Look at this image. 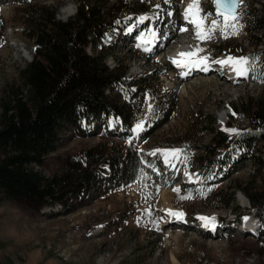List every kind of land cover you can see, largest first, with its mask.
<instances>
[{"label": "rangeland", "instance_id": "rangeland-1", "mask_svg": "<svg viewBox=\"0 0 264 264\" xmlns=\"http://www.w3.org/2000/svg\"><path fill=\"white\" fill-rule=\"evenodd\" d=\"M78 1L35 0L29 5L53 6L57 9L56 19L66 21L75 14ZM127 1L138 10V21L135 25L126 24L119 33L108 37L106 46L112 55L106 59V64L109 68L117 65L124 68L128 82L150 80L162 99H157L159 95L153 92L155 100L136 101L139 109L136 121L141 127L137 130V124L134 125L127 136H122L124 128L119 117L110 118L106 128L100 125L95 132L96 120L83 122L81 127L86 133L69 126L57 149L37 169L46 177L63 173L67 170L68 157L99 144L133 143L149 158L146 161L139 158L140 172L134 182L108 192L92 190L71 199L66 208L32 209L0 195V264H264V236L260 237L261 226L255 211L248 210V202L241 193L233 194L238 184L250 183L253 188L263 186L264 143L256 148L258 163L241 160L237 171L227 178L203 176L197 160L205 156L202 148L211 144L212 133L208 129L223 131L232 137L245 127L233 109H239L249 98L264 99V78L254 71L238 82H230L224 75L216 77L214 74L184 81V92L180 91V85L169 87L167 83L175 82L177 77L166 61L167 54H147L137 48L136 42L143 36L139 28H144L147 21H152L156 29L168 36L170 30L176 29L174 13L181 12L186 0ZM198 2L200 16H207L205 38L193 36L186 30L182 43L189 53L223 57L226 55L219 54V50H230L237 53V58H242L245 57L242 53L247 55L261 48L252 45L254 36L243 23L244 15L253 8L260 15L264 0H241L237 23L242 27L238 35L228 31L226 38L219 28L207 32L213 19L223 20L222 16H217L214 0ZM106 3L107 0H99L100 5ZM108 3L121 5L119 0H108ZM25 7L18 0H0L3 28L0 98L9 87L21 85L19 72L32 60L33 43L26 35L28 30L23 32L21 15L17 12ZM65 7L72 10L66 19L62 17ZM146 12H154V20H147ZM87 52L92 54L93 48H88ZM106 94L112 100L125 99L122 89ZM164 113L171 116L168 122L157 128L150 123L153 116ZM191 127L193 131L188 132ZM201 127L207 130L199 131ZM173 152L177 155L166 162L167 155ZM258 170L259 175L253 180ZM187 175L194 178L186 182L184 176ZM219 193L229 203L215 208L212 197ZM172 208L183 213L181 227L165 225L170 219L165 210ZM253 214L256 226L246 229L244 219ZM201 217L215 218L217 235L210 229L206 232V228H200Z\"/></svg>", "mask_w": 264, "mask_h": 264}, {"label": "trees", "instance_id": "trees-1", "mask_svg": "<svg viewBox=\"0 0 264 264\" xmlns=\"http://www.w3.org/2000/svg\"><path fill=\"white\" fill-rule=\"evenodd\" d=\"M33 1L18 0L27 7L17 11L22 30H28L26 35L33 43L32 60L19 72L21 85L9 87L0 98V195L32 209L55 204L66 208L71 199L92 190L108 192L134 182L140 172L139 158L146 161L149 157L133 143L99 144L68 157L65 172L46 177L37 168L57 149L65 130L71 126L86 133L81 127L83 121L96 120L95 132L100 125L106 128L110 118L119 117L124 128L122 136H127L137 124L136 101L155 100L153 92L159 100L163 96L150 80L128 82L124 68H109L106 64L112 55L106 46L108 37L119 33L128 23L135 25L138 19V10L133 9L131 1L107 5V0L100 5L99 0H80L75 14L66 21L56 19L57 9L53 6L29 5ZM145 14L147 20L156 17L154 12ZM243 26L254 36L252 45L261 48L242 55L257 58L259 66L255 72L264 78V8L260 15L255 8L244 15ZM2 33L0 25V39ZM88 48H93L92 54L87 52ZM218 53L237 57L230 50ZM253 72L250 70L249 74ZM119 89L125 95L123 101L112 100L106 94ZM233 110L245 127L232 137L208 129L212 133L211 144L201 147L205 156L197 158L205 177L227 178L237 171L241 160L248 159L253 164L259 160L255 154L258 144L264 143V99L249 98ZM170 117L168 113L156 114L150 123L157 128ZM191 131L193 127L188 130ZM262 183L261 188H253L250 183L233 188V194L241 193L251 210H255L260 237L264 236ZM212 199L215 208L229 203L222 193Z\"/></svg>", "mask_w": 264, "mask_h": 264}, {"label": "bare ground", "instance_id": "bare-ground-1", "mask_svg": "<svg viewBox=\"0 0 264 264\" xmlns=\"http://www.w3.org/2000/svg\"><path fill=\"white\" fill-rule=\"evenodd\" d=\"M178 1H181V0H178ZM191 3H192V0H186L183 3L185 5H184L183 9L181 10V12L180 13L179 12L174 13L173 19H174V23L176 25V27H175L176 29L170 30V34L168 36H166L160 30V33L163 34L162 35L163 37H161V38H165V39H163L161 41L160 38H159L154 43L152 40H149L148 38L140 37L138 39V41L136 42V43H138L137 48L138 49H141L142 51H144L147 54L159 55V56H161L163 54H167L166 55V61L168 63H169V61L167 60V58L168 59H171L172 57H173V60H172L173 62L174 61H180V62H182V66H180V67H177L175 63H174V66H172L170 64L172 66V68H173V72H174L173 75H175V77H177V78L174 79L175 82H173V83L172 82H168L167 83V85L169 87H173V86L177 87L178 85H180V91L181 92H184V88L182 87V84H184V81H186V80H188V79H190L192 77L194 78L195 76H203V77H206L207 78L209 75H214V74L216 75V77L217 76L224 75L223 73H216L215 72V71L219 70L216 64L213 67L215 71L209 70L205 74L199 72V71H201L200 69L202 67H204L203 64L205 63V61H206V59L208 57H204L203 55L197 54V56H199L201 58L195 60L194 57L185 58V57H182L181 55H179L176 51H174V48H175V46L177 44H179V45L182 46V38H184V34L186 33L185 32L186 30H187V32L188 31H191L194 34L193 36H196V34L193 31H194V28L197 29V26H194L195 24L192 23V20L189 19V17H191V15L186 16V10L190 7ZM198 4H199V2H198ZM71 14H72V10L70 8H68V7H65L63 9V12H62V17L66 19V18L70 17ZM200 14H201V12H200ZM178 27H181L182 28V31H179L178 32ZM153 43H154L153 52L148 51L149 50L148 47L152 46ZM230 58H237V57H230ZM228 59H229L228 56H223L222 61H225V60H228ZM183 63H190V66L185 67V66H183ZM197 65H199V66H197ZM138 66H140V68H141V64L138 65ZM225 78L228 81L231 82V80L228 79L226 76H225ZM236 82H238V81H236ZM172 158H173V156L171 154H168L167 155V158H166V162H167V160L171 161ZM184 179L187 180V181H190V179H192V176L191 175L184 176ZM55 206H60V205H54V207ZM165 212H166L165 214L168 215V217H170V219H167L166 220V223H165L166 227L169 228V227H174V226H177V227H181L182 226L180 219H182L183 213L181 211L172 208V209H166ZM173 213L178 214V215H173ZM248 216L249 215H246V218ZM244 221L246 223H248L247 225L250 228H252L254 226V220H251L250 221V218H247V219H244ZM200 222H203V221L200 219ZM200 225H201L200 228L201 227L202 228L203 227L206 228V232L208 231V229H210V228L204 226L205 225L204 222L203 223H200ZM215 225H216V223H215ZM214 229H215V227H214ZM210 230L213 232V235L214 234L217 235V232L216 231H214L212 229H210ZM212 232H210L208 234L211 235ZM174 238H176V237H174ZM172 261H175V258H172ZM99 263H101V260H100Z\"/></svg>", "mask_w": 264, "mask_h": 264}, {"label": "snow or ice", "instance_id": "snow-or-ice-1", "mask_svg": "<svg viewBox=\"0 0 264 264\" xmlns=\"http://www.w3.org/2000/svg\"><path fill=\"white\" fill-rule=\"evenodd\" d=\"M214 4L216 5L217 16H222L223 20L221 22L220 20L213 19L210 22L211 27L207 29V32L211 33L219 28L221 32L225 33V38L228 31H231L233 35H238L242 27L237 23L239 20L237 11L241 7V0H214ZM200 11L198 0H194V3L186 10V16L191 15L194 17L192 23L196 24L197 28H201L204 25L205 20H207L206 15H199ZM197 16H199L198 19L195 18ZM197 36L201 39L205 38L203 32H197ZM180 55L182 57L190 58L195 55V53H181ZM174 63L177 67L182 66V62L180 61H174ZM218 63L224 66H231L238 77L246 76L250 70L255 71L259 66L256 57L229 58L225 61H218ZM183 66L188 67L190 66V63H183ZM140 127L141 125L137 124V130H139ZM171 155L175 157L177 153L173 152ZM173 215L178 214L173 213ZM200 219L204 222L205 227L214 230L215 218L201 217Z\"/></svg>", "mask_w": 264, "mask_h": 264}, {"label": "water", "instance_id": "water-1", "mask_svg": "<svg viewBox=\"0 0 264 264\" xmlns=\"http://www.w3.org/2000/svg\"><path fill=\"white\" fill-rule=\"evenodd\" d=\"M213 7L216 9V5L214 4V2H213ZM217 10V9H216ZM239 10V9H238ZM238 12V11H237Z\"/></svg>", "mask_w": 264, "mask_h": 264}]
</instances>
